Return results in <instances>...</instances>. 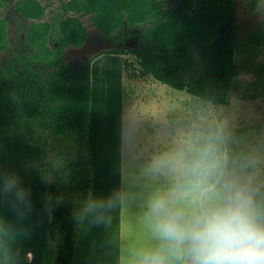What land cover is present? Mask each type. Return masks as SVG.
I'll use <instances>...</instances> for the list:
<instances>
[{
  "label": "trees",
  "instance_id": "trees-1",
  "mask_svg": "<svg viewBox=\"0 0 264 264\" xmlns=\"http://www.w3.org/2000/svg\"><path fill=\"white\" fill-rule=\"evenodd\" d=\"M54 4L56 15L46 18ZM8 5L0 15V52L7 54L0 61V173L15 174L21 187H44L55 264H71L79 228L73 214L92 183V61L131 54L138 66L124 59L128 77L224 106L243 60L236 52L248 57L252 47L238 44L237 0H0V10ZM12 15L20 21L14 37ZM82 16L108 48L75 66L66 54L88 40ZM257 32L252 38L264 43V22ZM258 83L259 91L239 97L264 96V79Z\"/></svg>",
  "mask_w": 264,
  "mask_h": 264
},
{
  "label": "clouds",
  "instance_id": "clouds-1",
  "mask_svg": "<svg viewBox=\"0 0 264 264\" xmlns=\"http://www.w3.org/2000/svg\"><path fill=\"white\" fill-rule=\"evenodd\" d=\"M140 145H128L127 165ZM157 181L142 203L144 238L123 243L116 264H264V141L246 144L214 108L196 111L139 168ZM0 199L18 219L32 209L12 173H0ZM132 186L107 197L89 192L74 212L89 228L110 224L134 195ZM19 227L0 217V264H19Z\"/></svg>",
  "mask_w": 264,
  "mask_h": 264
},
{
  "label": "rangeland",
  "instance_id": "rangeland-1",
  "mask_svg": "<svg viewBox=\"0 0 264 264\" xmlns=\"http://www.w3.org/2000/svg\"><path fill=\"white\" fill-rule=\"evenodd\" d=\"M237 4L238 44L248 43L250 44L249 47L252 48L248 50L250 55L248 57H245L241 52H236V58L243 60L236 68L235 89L232 91L227 105L213 106L185 91L173 89L152 78L128 77L123 70L124 59L131 62L133 68L136 69L138 66L134 56L131 54L101 56V60L98 62V59H96L91 66V142L94 138V132H96L95 130H97L100 123L99 113L104 116V114L107 115L109 110L108 123L114 128L113 134L116 131L115 127L118 126L120 129L119 125H121V140L125 145V149L119 150L117 154L127 159L128 145L136 143L141 146L138 157H150L155 152L164 150L171 142L175 132L196 111L205 108H214L219 117L230 125L235 136L243 143L255 144L264 141V96L255 99H242L239 97L242 93L252 94L255 90L259 91L261 85L258 82L260 79H264V43L252 38L258 34L257 29L264 22V0H237ZM9 8L10 5L2 8L0 15L4 16ZM50 9L53 12L50 13ZM55 15L54 4L48 8L46 18L49 16L54 17ZM12 18L10 33L14 37L20 21L14 15H12ZM81 21L88 31V40L80 48H69L66 54L75 66L80 65L82 61L101 50L108 48L99 40L96 29L90 24L89 19L82 16ZM12 46H15L14 42ZM131 47L132 43L128 45V49ZM6 56L5 52H0V61L4 60ZM122 75H124L125 82ZM127 86L130 88L134 86L135 88L130 91V89L127 90ZM122 90L127 93L123 96V111L121 112L119 96ZM130 93H143L147 96H145L144 100L133 104L130 100L132 97L129 96ZM108 102H110L111 106ZM105 107H109L108 110L106 109L107 111ZM115 107L116 109H114ZM121 114H123L122 119L120 118ZM118 122L120 123L119 125ZM115 138H118L117 134ZM55 154L56 150L51 152L52 157ZM139 168L140 165L136 163H133L130 167L125 163L124 172H139ZM40 187L43 188V186Z\"/></svg>",
  "mask_w": 264,
  "mask_h": 264
},
{
  "label": "crops",
  "instance_id": "crops-1",
  "mask_svg": "<svg viewBox=\"0 0 264 264\" xmlns=\"http://www.w3.org/2000/svg\"><path fill=\"white\" fill-rule=\"evenodd\" d=\"M96 59L99 62L101 56ZM122 77L124 79V75ZM91 82L92 72L90 73V86ZM131 87L127 86L126 88L127 90L130 89V91L134 90L135 87ZM126 93L122 90L119 96L121 112L123 111V96ZM129 96H132L130 99L131 103L135 104L137 101L144 100L147 95L130 93ZM91 107L92 100L90 101L87 132L88 151L92 162L90 192L96 196L107 197L119 190L122 184H128L132 186L131 190L134 195L127 202L117 207L110 224L106 227L100 225L89 228L87 225H79L71 264H116V253L123 243L144 238L141 222L142 203L157 181L143 177L137 171L124 172V165L127 163V159L117 154L119 150L125 149V145L121 140V125L118 122L120 129L118 126L115 127L116 131L113 134L114 128L112 129V126L108 123V115V118H106L105 114L102 116L103 114L99 113L100 123L97 130H95L96 132H94V138L91 142ZM122 117L123 114L120 115L121 119ZM116 134L118 138H115ZM148 158L146 156L138 157L134 163L141 166ZM40 186L42 185L23 187L28 192L32 204L31 212L23 220L18 219L8 201L0 199V217L16 224L20 229L17 240V247L20 253L19 264H55V246L48 233L50 213L46 206L47 196L45 189H43L44 187Z\"/></svg>",
  "mask_w": 264,
  "mask_h": 264
},
{
  "label": "bare ground",
  "instance_id": "bare-ground-1",
  "mask_svg": "<svg viewBox=\"0 0 264 264\" xmlns=\"http://www.w3.org/2000/svg\"><path fill=\"white\" fill-rule=\"evenodd\" d=\"M113 94H114V91H113ZM112 96H113V95H112ZM109 97H110V96H109ZM108 104L110 105V102H108ZM108 104H107V105H108ZM110 106H111V105H110ZM108 108H109V107H108ZM108 108L105 107V110H106V109L108 110ZM112 108H113V105H112ZM114 109H116V107H115ZM107 110H106V111H107ZM112 110H113V109H112ZM108 113H109V110L107 111V115H108ZM114 114H115V113H114ZM107 115H106V118L109 117V116L107 117ZM112 118H113V121H114V116H113ZM112 118H111V119H112ZM104 119H105V117H104ZM111 119H110V120H111ZM111 121H112V120H111ZM113 121H112V122H113ZM112 122H111V123H112ZM106 123H107V122H106ZM113 123H114V122H113ZM113 123H112V124H113ZM107 124H108V123H107ZM112 128H113V126H112ZM110 129H111V127H110Z\"/></svg>",
  "mask_w": 264,
  "mask_h": 264
}]
</instances>
